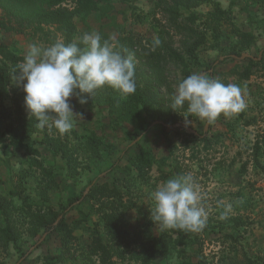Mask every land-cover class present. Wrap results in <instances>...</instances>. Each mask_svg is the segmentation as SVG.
I'll use <instances>...</instances> for the list:
<instances>
[{
  "label": "rangeland",
  "instance_id": "rangeland-1",
  "mask_svg": "<svg viewBox=\"0 0 264 264\" xmlns=\"http://www.w3.org/2000/svg\"><path fill=\"white\" fill-rule=\"evenodd\" d=\"M218 1L224 7L237 2L208 0L190 10L182 9L183 17L197 16L192 26L207 38L196 57L188 53L193 37L187 28L176 33L167 14H159L156 19L151 0H131V5L115 1L110 18H102L98 13L75 18L79 28L75 39L84 33L98 32L102 40H116L133 31L154 40L161 38L160 28H166L169 33L163 34L167 58L163 84H156V77L133 56L138 72L136 92L130 95L137 98L147 80H152L156 93L153 115L146 114L140 106L131 120H119L109 109L107 97L125 95L105 86L92 96L81 94L86 103H80L76 96L70 98L77 113L70 132L61 135L55 128L41 129L25 106L22 86L13 81L12 73L18 64L8 63L11 92L7 95L0 90V191L18 209L11 215L14 240L8 244L0 241V264H99L90 253V243L96 232L104 233L103 217L111 203L123 216L125 228L138 232L142 238L141 245L129 249L118 247L112 240L113 249L124 255L123 260L115 258V264H145L142 250L143 246L148 247L150 238L160 239L165 251L153 264H264V47L243 53L253 57L257 64H251L243 55L230 56L238 45L231 35L234 21L230 8L225 21L217 27L209 19V12ZM189 25L185 22V27ZM33 43L49 46L40 35L0 29V47L24 56ZM173 52L186 57L191 74L204 72L225 84L238 85L247 105L245 110L231 116L221 114L207 129L206 121L186 111L181 114V121L167 127L166 140L163 127L155 118L171 109L182 80L181 67L172 60ZM247 67L252 73L248 80H240L233 73ZM15 98L36 125V130L28 133L18 131L32 148L29 151L16 148L12 135L6 131L8 123L18 127ZM47 137L68 144L71 164L46 141ZM256 143L261 147L257 159ZM111 167L109 174L102 175ZM180 175H191L202 194L208 227L199 232L161 230L151 219L152 192L169 178ZM101 185L117 188L120 195L108 198L97 194L96 188ZM83 191L85 199L64 216L72 235L57 229L40 241L44 229L40 228L37 216L48 208L61 213L69 199ZM221 200L232 205L224 220L220 219L223 209L217 204ZM23 253L27 257L21 259Z\"/></svg>",
  "mask_w": 264,
  "mask_h": 264
},
{
  "label": "trees",
  "instance_id": "trees-1",
  "mask_svg": "<svg viewBox=\"0 0 264 264\" xmlns=\"http://www.w3.org/2000/svg\"><path fill=\"white\" fill-rule=\"evenodd\" d=\"M130 5L131 0H122ZM153 5L154 16L157 19L159 14H167L168 22L174 32L184 31L186 28L191 37H193L191 44L188 48V53L196 57V52L199 47L205 44L206 35L200 34L192 26L196 23L197 16L190 14L183 17L182 9L190 10L200 3L208 0H151ZM113 0H0V29L4 31H15L18 33H31L34 36L40 35V38L44 40L48 45L55 43L56 41H62L64 43L79 42V39H75L79 35V28L75 22L77 16L88 17L93 14H100L102 18L113 17L110 12L113 10ZM228 9H224L219 1L214 4V10L209 12V19L217 27L223 21H225V14ZM230 12V11H229ZM158 21V20H157ZM159 22V21H158ZM185 22H189L191 26L185 27ZM231 35L236 40L237 50L230 56L241 57L244 52L251 51L254 45L257 43V36L252 31L242 30L235 22H231ZM214 27V30L216 29ZM164 26L160 28L161 41L160 45L152 50V44L154 40L146 39L141 34L129 31L125 34L118 36L116 40L108 41L116 45L117 50L121 51L123 55L127 56L132 54L138 62L145 65L151 74L156 77L153 81L156 84L164 83V68L166 62V56L164 54V38L163 34L169 33L165 31ZM218 29V28H217ZM83 36V35H82ZM83 47V45H80ZM173 62L181 67L182 79L189 76V64L186 57L178 52L171 54ZM229 56V57H230ZM0 57L3 62L0 66V90L5 94H9L10 87V72L8 71V63L19 64L23 56L16 52L9 50L5 47H0ZM231 59V58H229ZM247 59L251 64H257L253 57L248 56ZM138 72L135 65V75ZM233 73L238 76L240 80H248L250 78L251 69L249 67L244 70H234ZM153 81L147 80L146 87L141 94H137V98L131 95L124 98L119 96L107 97V105L109 109L114 112L118 119L121 121H129L139 113V107L141 106L146 114L153 115V104L156 93L153 92ZM16 103V118L15 124L6 126V131L13 137V143L16 148L31 150L30 146L26 144L23 137L19 136L18 131L22 133H28L36 130V125L33 118H28L26 110L19 102V99L15 98ZM91 100V98H90ZM172 105V104H171ZM187 111V106L181 109H168L156 116L155 121H158L162 125L164 136L167 140V134H165L167 127L174 126L181 121V114ZM135 115V116H134ZM143 130L138 131L137 136L143 133ZM205 134V133H204ZM46 141L50 145H54L59 152L67 157L68 163L71 164V156L68 154V144L62 143L58 139L46 138ZM261 147L258 143L254 146V155L257 159ZM113 167L107 169L102 175H107L111 172ZM101 178L99 177L98 180ZM96 193L112 198L120 195L117 188L108 189L106 186L101 185L100 188H96ZM95 190L92 193L95 195ZM46 194V192H45ZM44 194V195H45ZM46 197V196H45ZM44 197V200H45ZM85 199L84 191L78 195L69 199L67 206L63 207L62 212H56L53 208H48L44 214H39L37 219L39 221L40 228L44 229V234H50L57 229L64 230L68 235H72L68 224L65 222L64 216L66 213L73 210L77 204ZM17 208L15 202L9 199L8 196L0 191V241L4 244H8L15 238L13 226L11 224V215ZM117 207L112 203L109 205V212L104 214V233L96 232L90 243V253L92 256H96L99 264H115L114 259H124V255L118 252V249L114 250L112 247V240L115 239L118 247L125 249L131 248L135 244H140L142 238L136 231H128L125 228V220L120 212L117 211ZM206 227L207 224H206ZM39 230L35 233L37 235ZM147 248L143 246L145 257L143 258L145 264H153V260L158 256L164 255L165 251L162 246V241L158 238H150ZM27 253H23L21 259L26 258Z\"/></svg>",
  "mask_w": 264,
  "mask_h": 264
},
{
  "label": "clouds",
  "instance_id": "clouds-1",
  "mask_svg": "<svg viewBox=\"0 0 264 264\" xmlns=\"http://www.w3.org/2000/svg\"><path fill=\"white\" fill-rule=\"evenodd\" d=\"M160 43L159 38L154 39L152 50ZM12 74L14 83L26 94L25 106L37 126L55 128L61 135L74 127L77 113L70 103L73 96L83 104L86 97L81 94L92 96L105 86L125 96L136 92L133 55H123L98 32L84 33L79 42L66 44L58 40L46 47L33 43ZM185 105L189 115L207 124L221 114L236 115L247 107L238 85L225 84L204 72L192 73L178 83L171 108ZM151 195V219L161 230L199 232L206 227L208 212L191 175L169 178ZM217 204L223 209L220 219H227L232 205L222 200Z\"/></svg>",
  "mask_w": 264,
  "mask_h": 264
},
{
  "label": "crops",
  "instance_id": "crops-1",
  "mask_svg": "<svg viewBox=\"0 0 264 264\" xmlns=\"http://www.w3.org/2000/svg\"><path fill=\"white\" fill-rule=\"evenodd\" d=\"M115 1L122 0H114L113 4L116 3ZM122 2L127 4L125 1ZM222 7L230 8L233 21L242 30L252 31L257 36V43L254 47H264V0H237L232 6L228 3L225 7L222 4Z\"/></svg>",
  "mask_w": 264,
  "mask_h": 264
},
{
  "label": "water",
  "instance_id": "water-1",
  "mask_svg": "<svg viewBox=\"0 0 264 264\" xmlns=\"http://www.w3.org/2000/svg\"><path fill=\"white\" fill-rule=\"evenodd\" d=\"M248 56H249L248 54H244L242 57H248ZM209 125L210 124H207L206 129L208 128ZM45 237H46V234H43V236L41 237V240L40 241L44 240Z\"/></svg>",
  "mask_w": 264,
  "mask_h": 264
}]
</instances>
